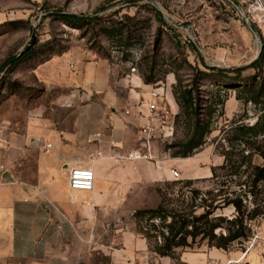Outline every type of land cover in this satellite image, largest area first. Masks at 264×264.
<instances>
[{
	"label": "crops",
	"instance_id": "1",
	"mask_svg": "<svg viewBox=\"0 0 264 264\" xmlns=\"http://www.w3.org/2000/svg\"><path fill=\"white\" fill-rule=\"evenodd\" d=\"M33 75L40 95L6 103L0 121L6 122L0 130V258L43 264L68 248H75L74 256L105 249L115 264H172L169 258H156L144 237L122 225L148 207L156 184L182 175L212 177L210 168L201 167L208 155L161 159L158 144H152L144 149L150 161H125L138 147L136 128L142 121L137 110L130 116L124 112L148 100L151 86L135 75L121 78L100 58L51 57ZM169 90L168 101L177 113ZM221 163L218 158L212 167ZM86 167L94 169V190L72 191L71 170ZM188 168L192 171L186 174ZM105 235L107 245L101 243ZM227 259L215 249L182 254L186 264Z\"/></svg>",
	"mask_w": 264,
	"mask_h": 264
},
{
	"label": "rangeland",
	"instance_id": "2",
	"mask_svg": "<svg viewBox=\"0 0 264 264\" xmlns=\"http://www.w3.org/2000/svg\"><path fill=\"white\" fill-rule=\"evenodd\" d=\"M233 1L240 7L227 0H0V121L4 117L6 103L15 104L40 95L38 88L41 85L36 83L33 75L38 64L64 54H86L106 61L117 70L121 78L129 75H135L142 81L144 78H154L159 81V88H164L166 92L169 89L172 92L174 87L177 92L180 89L195 88L199 90L203 108V103L215 86L223 89L222 95L228 92L224 116L217 120L206 145L195 155H208L201 164L202 169L212 170L218 158L222 159L219 165L222 166L223 155L229 151L228 144L222 140L224 130L239 117L247 116L244 122L251 125L257 121V117L251 105L245 107L236 101V94L230 89L233 83L212 79L214 74L210 69H244L243 77L251 78L256 75L251 65L264 51V0ZM63 17L88 18L94 21L68 25L62 20ZM242 17L257 28L262 36L261 40L252 34ZM122 25L127 27L125 31L132 33L133 39L129 45L117 38L108 37L105 33L106 30L120 28ZM34 28L36 42L30 49V54H25L2 71L29 44ZM130 45L131 48L128 47ZM200 73L210 77H203L204 80H201ZM195 95L197 96L196 93ZM5 123L0 122V130ZM184 126L181 124L177 129L176 142L184 138ZM157 152L161 159L174 160L159 145ZM254 164L261 166L263 160L256 156ZM185 171L187 174L192 170L188 168ZM222 175L219 174L216 184L208 182L207 179L192 180L187 175H182L178 180H166L156 184L154 195H149L146 209H156L163 196L165 207L174 209L181 215L182 211L189 213L194 206L200 205L202 198L210 199L219 192H238V196L245 195V187L235 186L239 180L244 182L245 177L237 179L233 185L228 180L229 183L224 185L226 181ZM186 181H194L195 184L186 188ZM194 191L201 194L196 201L193 200ZM208 193H212V196H208ZM251 201L252 198L248 197L244 202L251 207ZM203 213V210H199L197 215ZM235 215L233 207L221 208L211 219L222 217L231 220ZM151 224L143 221L138 226L132 216L122 226L136 233L139 230H149L154 236L166 233L167 230L159 221H154L156 230H153ZM219 224L221 229L215 234L226 233V222ZM251 227L253 238L235 244L228 251L218 250L228 259L225 263L221 261L217 264H264V217L252 222ZM202 231L203 229L199 230ZM108 238L105 235L101 243L107 245ZM162 244L161 238L152 240L150 251L156 258L159 256L153 250ZM213 249L217 250L209 246L208 239L202 234L196 239L190 238L188 248L176 249L175 259H169L172 264H186L182 260V254H197ZM75 251V248L64 249L43 264H115L105 249H95L84 256H74ZM0 264L34 263L3 257L0 258Z\"/></svg>",
	"mask_w": 264,
	"mask_h": 264
},
{
	"label": "trees",
	"instance_id": "3",
	"mask_svg": "<svg viewBox=\"0 0 264 264\" xmlns=\"http://www.w3.org/2000/svg\"><path fill=\"white\" fill-rule=\"evenodd\" d=\"M62 20L68 25H80L94 21V19L88 18L68 17H63ZM125 29L127 27L122 25L120 28L115 27L106 30L105 33L108 37L117 38L129 45L133 37L132 33L129 30L125 31ZM128 47L131 48L132 46ZM30 52H27L26 55ZM251 68L256 71V75L251 78L243 77L244 69L233 71L210 69L214 74L211 76L212 79L233 83L230 89L235 92L236 101L245 107L251 105L257 121L253 125L247 124L244 122L247 116H242L234 120L229 128L224 130L222 140L228 144L229 151L223 155L224 164L214 167L212 177L207 181L216 184L220 177L219 174L222 173L226 181L224 185L229 183L228 180L233 185L237 179L245 177L244 182L241 183L239 180L235 186L245 187L247 191L243 196H238V192H226L224 194L219 192L214 196L212 193H208V196H212L210 199L204 200L202 198L200 205L194 206L189 213L182 211L181 215L177 214L176 210H169L165 207L163 196L161 204L156 209L136 211L133 219L138 226L143 221H147L152 223L151 227L156 230L154 221L157 220L167 230V234H158V236L152 235L149 230L137 231L138 235L148 241L150 248L152 240L162 239L163 244L156 246L153 250L161 258L174 260L176 249L188 248V240L190 238L196 239L202 234L208 239L211 248L228 251L235 244L252 239L254 233L251 223L264 217V51L251 65ZM200 75L202 76L201 80H204L203 77H210L204 73H200ZM143 82L147 86L154 87L158 85L159 81H155L154 78H144ZM222 90L220 86H215L209 93V98L203 103L205 105L203 108L200 104L199 90L185 88L177 92L175 87L172 89L171 94L178 111L176 113L172 108L175 115L173 136L159 143V146L164 148L165 154H168L172 159L186 160L194 157L204 148L207 138L214 132L213 126L217 120L224 116L225 104L229 94L225 92V95H222ZM181 124L185 125L186 132L184 138L176 142L177 129L181 127ZM256 156L263 160V165L254 164ZM194 184V181L184 182L186 188H190ZM193 194L194 201L200 199V192L194 191ZM248 197L252 198V209L244 202ZM228 207H233L235 210L236 215L233 219L226 220L222 217L211 219L218 209ZM199 210H203L204 213L197 215ZM221 222L227 224L226 233L217 235L215 232L221 229L219 224ZM200 229L203 231L199 232Z\"/></svg>",
	"mask_w": 264,
	"mask_h": 264
},
{
	"label": "built area",
	"instance_id": "4",
	"mask_svg": "<svg viewBox=\"0 0 264 264\" xmlns=\"http://www.w3.org/2000/svg\"><path fill=\"white\" fill-rule=\"evenodd\" d=\"M148 100H141L134 108L124 112L130 116L131 111L137 110V119L142 124L137 127L136 143L137 149L129 153L123 159L130 163L139 161H150L151 156L144 151H149L152 144H158L173 136L174 113L168 101L167 92L159 85L151 87L148 94ZM100 157L101 153L98 154ZM173 176L177 179L179 173L172 171ZM95 172L92 167L74 168L69 175V185L72 191L92 192L95 185Z\"/></svg>",
	"mask_w": 264,
	"mask_h": 264
},
{
	"label": "water",
	"instance_id": "5",
	"mask_svg": "<svg viewBox=\"0 0 264 264\" xmlns=\"http://www.w3.org/2000/svg\"><path fill=\"white\" fill-rule=\"evenodd\" d=\"M230 4H235L238 8L240 7L238 5L237 2L233 1V0H227ZM154 6L155 7H158V5L153 2ZM45 18V16L43 17V19ZM243 18V21L244 23L246 24V26L249 28V30L252 32V34L255 35V37L259 40L262 39V36H260V34L258 33V30L255 26L251 25L250 23H248V21L244 18ZM36 28L33 29V34L31 36V40L29 42V44L26 46V48L20 52L19 54H17L16 56H14L6 65L5 67L3 68L2 71L6 70L9 66H11L12 64H14L16 61H18L19 59H21L25 54H27V52L30 51V49L35 45V42H36Z\"/></svg>",
	"mask_w": 264,
	"mask_h": 264
}]
</instances>
